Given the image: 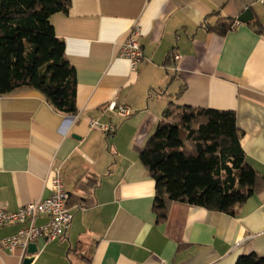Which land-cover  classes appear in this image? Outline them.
Here are the masks:
<instances>
[{
    "label": "crops",
    "instance_id": "obj_1",
    "mask_svg": "<svg viewBox=\"0 0 264 264\" xmlns=\"http://www.w3.org/2000/svg\"><path fill=\"white\" fill-rule=\"evenodd\" d=\"M245 10L262 34L237 22ZM226 19L234 22L226 35L207 30ZM51 22L75 70L77 113H56L35 90L0 96V208L16 212L47 198L55 167L74 201L73 219L65 238L36 241L33 256L0 251V264H22L26 256L31 264H235L250 254L264 257V191L234 215L171 203L167 219L157 223L155 183L138 159L170 103L233 111L246 161L264 177V6L71 0L68 13ZM133 27L142 32L143 51L135 73L117 57ZM111 103L131 116L118 117ZM91 121L115 131L92 130ZM75 199L93 204L81 208ZM46 221L39 216L35 224ZM19 228L0 227V240Z\"/></svg>",
    "mask_w": 264,
    "mask_h": 264
},
{
    "label": "trees",
    "instance_id": "obj_2",
    "mask_svg": "<svg viewBox=\"0 0 264 264\" xmlns=\"http://www.w3.org/2000/svg\"><path fill=\"white\" fill-rule=\"evenodd\" d=\"M70 4L71 0H0V96L35 90L56 113L76 115L75 70L51 22L55 15H66ZM233 24L220 20L207 30L224 36ZM247 24L263 33L258 22ZM243 135L233 111L172 103L166 107L138 154L155 183L152 211L157 223L167 219L171 203L234 215L237 206L264 191V177L246 161ZM75 200L81 208L93 204L92 199ZM73 204L69 195L67 206ZM235 264H264V257L250 254Z\"/></svg>",
    "mask_w": 264,
    "mask_h": 264
},
{
    "label": "built area",
    "instance_id": "obj_3",
    "mask_svg": "<svg viewBox=\"0 0 264 264\" xmlns=\"http://www.w3.org/2000/svg\"><path fill=\"white\" fill-rule=\"evenodd\" d=\"M253 1L264 6V0ZM141 35L142 32L138 27L129 29L126 39L119 47L117 57L127 63L131 73L137 71L143 60V51L139 44ZM178 58V55L174 56L175 60ZM108 108L122 119L132 114L129 108L117 106L115 103L109 104ZM89 127L107 135L115 131L114 125H102L96 121H91ZM50 173L48 179L50 195L47 198L25 205L16 212H8L0 208V227L9 224L20 226L16 234L0 240V251L20 249L26 254L29 244L38 240L53 241L67 236L73 219L71 208L67 206L69 195L64 190L59 168L51 167ZM39 216L47 217L46 223L42 226L35 224ZM27 257L29 256L25 258Z\"/></svg>",
    "mask_w": 264,
    "mask_h": 264
},
{
    "label": "water",
    "instance_id": "obj_4",
    "mask_svg": "<svg viewBox=\"0 0 264 264\" xmlns=\"http://www.w3.org/2000/svg\"><path fill=\"white\" fill-rule=\"evenodd\" d=\"M251 21H252V15H251V12L249 10H245L237 18V22L242 23V24H247V23H250ZM37 251H38L37 244L32 243V244H29L27 251H26V254L33 256L34 254L37 253ZM31 256L24 258L22 261V264H31L33 262V257H31Z\"/></svg>",
    "mask_w": 264,
    "mask_h": 264
}]
</instances>
